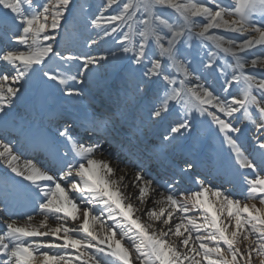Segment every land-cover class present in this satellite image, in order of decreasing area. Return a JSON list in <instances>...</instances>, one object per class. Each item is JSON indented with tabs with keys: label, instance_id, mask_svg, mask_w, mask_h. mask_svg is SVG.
I'll use <instances>...</instances> for the list:
<instances>
[{
	"label": "snow or ice",
	"instance_id": "snow-or-ice-1",
	"mask_svg": "<svg viewBox=\"0 0 264 264\" xmlns=\"http://www.w3.org/2000/svg\"><path fill=\"white\" fill-rule=\"evenodd\" d=\"M118 2L105 0L89 21L91 28L101 29L99 39L112 37L116 47L105 55H82L71 50L74 36L68 25L75 0H0V31L25 49L0 52V61L14 70V75L0 74V120L7 124L30 87H56L78 97L84 88L77 85H86L102 61H126L136 79V96L148 98L141 122L160 130L158 146L174 147L207 124L235 153L239 166L252 170L241 173L242 198L199 177L196 189L181 191L182 176L196 167L190 160L167 180L152 176L134 155L121 162L101 135L107 132L106 120L81 123L95 139L82 137L71 117L55 135L17 126L26 143L42 149L50 161L27 159L0 137V160L6 166L0 212L7 215L12 196H24L32 205L23 217L0 218V264H252L254 253L264 254V0H124L113 8ZM110 8L112 13L105 14ZM157 9H172L177 16L170 19ZM97 43L91 39L89 46ZM248 66L259 68V74L246 73ZM221 76L219 89L209 83ZM234 82L243 84L242 96ZM244 121L258 133L259 165L238 144ZM9 173L21 180L13 181ZM149 203L152 207H146ZM43 237L51 239H32Z\"/></svg>",
	"mask_w": 264,
	"mask_h": 264
},
{
	"label": "rangeland",
	"instance_id": "rangeland-1",
	"mask_svg": "<svg viewBox=\"0 0 264 264\" xmlns=\"http://www.w3.org/2000/svg\"><path fill=\"white\" fill-rule=\"evenodd\" d=\"M103 1H101V0H75L77 6H76L75 10L73 11L72 17L70 18L69 25H68L69 28L72 30L73 36H74V41H73V44L71 46V50L74 53H79L78 51H81V52L83 51L85 53H79V54H82V55L90 54L91 49H89V47H88L89 39L87 37L89 36V38H92L93 36L96 35V33L100 32L101 29L91 28L89 26V21L93 18L94 14H97L99 12V10L102 8L103 4L105 3V0H103ZM40 2L43 3L44 0H40ZM87 2H89L88 6L86 5ZM123 2H124V0H119L117 5H113V8H118L119 4H122ZM83 4H84V8L81 7V6H83ZM4 11H7V10H4ZM157 11H162L163 15L165 17H169L170 19H175L176 16H177V14L172 9H163V10L157 9ZM107 13L108 14L112 13V9L111 8L108 9ZM196 19L200 20L202 18H196ZM125 30H126V28H125ZM213 31H216L217 34H221V35H225V36L235 35L233 33L223 32L222 30H213ZM87 32H89V34H87ZM241 38H243V37H241ZM95 39H98V37L96 36ZM57 40L60 42L62 48H67L68 47L67 40H61L59 35L57 36ZM98 43H100V47L94 48V49L96 51H102L103 54H101V55L107 54V51L109 49H113V48L116 47V45L113 43L112 37H107V38L102 39V40L100 39L98 41ZM11 48H19L20 50H25L22 45H18L16 43H13ZM220 55L223 56L224 54L220 53ZM242 55H244V54H242ZM226 59L228 60V62H232V58L231 57H226ZM104 63H105V66H104L105 70H102V69H104V68H102L101 71H99L97 74L107 73L105 75L109 76L111 79L113 77H115L117 75V73H119V72L124 73V72L127 71L126 69H128V71H129V66H128L126 61L113 60L112 63L103 62V64ZM217 63H220V61H217ZM245 72L246 73H257V74H259L260 69L259 68H255L254 69L251 66H248V67L245 68ZM9 74L10 75H14V70L11 71V73H9ZM97 74L92 75V77L96 76ZM229 74H231V69H229ZM218 75H219V73H218ZM221 78L224 79L223 76L220 77V80H221ZM220 86H221V84L219 86H215V87L217 89H219ZM31 88L35 89V87H31ZM31 88L26 90L25 95L29 94V92L32 90ZM233 88H235L237 90V95L238 96H242V94H243L242 93V89H243V84L242 83L241 84H236L234 82L233 83ZM229 91H232V89L230 88ZM253 94H255V90H253ZM252 111H253V113L255 115V109H253ZM237 115H239V114H237ZM206 127L208 128L209 133L211 132V133L215 134V132L212 131L208 127L207 124H201V126H199V129H197L198 134L201 137H203V133L201 132V130H203ZM241 127L243 129V134L241 136L246 138V140H248L249 137H254L255 136V135H251L250 134L252 129H254L255 134H257L255 126L253 124L249 123L248 121H245V123H243ZM197 131H196V133L193 136H197ZM256 136H258V134ZM238 140H240V138ZM238 144L240 145L241 148L243 147L239 142H238ZM254 148H255V144H254L253 149ZM129 243L130 242H128V244ZM97 255L101 256L103 254H99L98 253ZM262 262H264V261H262ZM262 262L259 263V264H262ZM201 264H204V263L201 262Z\"/></svg>",
	"mask_w": 264,
	"mask_h": 264
},
{
	"label": "bare ground",
	"instance_id": "bare-ground-1",
	"mask_svg": "<svg viewBox=\"0 0 264 264\" xmlns=\"http://www.w3.org/2000/svg\"><path fill=\"white\" fill-rule=\"evenodd\" d=\"M96 38V35L95 36H93L92 38H89V41H88V45H89V42H90V40L91 39H95ZM98 41H99V38L97 39ZM89 47H91V51H90V53L91 54H93V55H101V54H103V52L102 51H96L94 48L95 47H99V44L97 43V44H95V45H91V46H89ZM98 53V54H97ZM4 62L5 61H2L1 62V64L3 65L4 64ZM6 63V69L8 70V72H11V71H13V69L11 68V66L10 65H8L7 64V62H5ZM101 63H103V61L101 62ZM104 66H105V63H104ZM104 66L103 67H101L98 71H96V72H94L92 75H94V74H97L99 71H101V69L102 68H104ZM128 68V67H127ZM102 70H105V68L104 69H102ZM127 71V80L125 81V82H123V81H120L119 79H117V80H115L113 83H112V80H110V78H109V76H107V75H105V74H107V73H100V74H97L96 76H94V77H92V75L91 76H89V78H88V80L87 81H91V83H93V85H96V88H95V90H103V91H106L107 93H111V91H117V90H119V89H121L122 91H124V92H126L128 95H129V98H128V104H131V105H133L134 103H137V102H139V101H141V102H148V98L147 97H137L136 96V94H135V91H134V87H135V82H136V79H135V76H134V74L132 73V72H130V71H128V69H126ZM126 72H124V73H126ZM120 77H122L121 75H120ZM91 79V80H90ZM209 83H212L214 86H217V84H218V82L216 81V80H210L209 81ZM111 90V91H110ZM127 98V97H126ZM244 123H245V121H244ZM242 126V125H241ZM146 131H148V130H146ZM251 135H255L254 137H252V139H253V141H255V139H256V135L258 134H255V132H254V129H252V131H251V133H250ZM215 138H218L217 136H215ZM239 138H241V136L239 137ZM244 143L246 144V147L248 148V150H249V154H254V157H255V159L259 162L258 163V165L261 163V157H260V154L257 152V151H251V149L253 148V144H251V142L250 143H248V141L247 140H244ZM101 158H106V157H101ZM21 163L23 164L24 162L21 160ZM113 163L115 164L116 163V161L115 160H113ZM0 166L1 167H3L4 169H6V166L3 164V161L2 160H0ZM128 171H129V173H132L133 171L132 170H130V169H128ZM222 186H225V184H219V186L218 187H222ZM224 188V187H223ZM225 189V188H224ZM228 190H231V188H228ZM128 191L129 192H132V189L131 188H129L128 189ZM133 200H134V203H138V201H136L135 200V193H133ZM149 200H151V197H149ZM244 201L242 200V203H243ZM249 205H251L252 203H256L257 204V207H259L260 205H259V203H258V201H253V200H248V201H246ZM146 207H152V204L151 203H149ZM177 215H180L179 213H177ZM189 215H199V213H197V212H190L189 213ZM143 219H146V217H144ZM40 220V218L39 217H37L34 221H33V223H37L38 221ZM48 223L50 224V225H52V226H55V221H53V220H49L48 221ZM107 224L108 225H111L112 224V221H107ZM193 235H195V233L193 234ZM117 238H120L119 237V231H118V233H117ZM51 238L50 237H44L43 238V240H50ZM249 239H251V237L249 238ZM128 240L127 239H124L123 240V243L125 244V246H127L128 245ZM247 243V241H243V243H241L240 245H239V247L241 248V251H244V246H245V244ZM40 251L41 252H49V253H52V252H61V253H64V252H68V253H71V249H68V250H65V249H47V248H42V249H40ZM107 259V258H106ZM262 261H264V254H262V255H260V256H256V254L254 253L253 254V257H252V264H259V263H261ZM202 263H204V264H207V262L206 261H202ZM72 264H76V262L75 261H73L72 262Z\"/></svg>",
	"mask_w": 264,
	"mask_h": 264
}]
</instances>
